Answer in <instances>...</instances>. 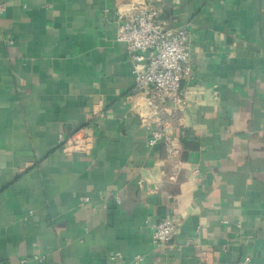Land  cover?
I'll list each match as a JSON object with an SVG mask.
<instances>
[{
	"label": "crops",
	"instance_id": "0c3cea01",
	"mask_svg": "<svg viewBox=\"0 0 264 264\" xmlns=\"http://www.w3.org/2000/svg\"><path fill=\"white\" fill-rule=\"evenodd\" d=\"M146 2L0 0V264H264V0L156 4L189 33L179 108L132 91L116 41ZM84 127L88 152L58 144Z\"/></svg>",
	"mask_w": 264,
	"mask_h": 264
},
{
	"label": "built area",
	"instance_id": "2783aa9c",
	"mask_svg": "<svg viewBox=\"0 0 264 264\" xmlns=\"http://www.w3.org/2000/svg\"><path fill=\"white\" fill-rule=\"evenodd\" d=\"M147 1L140 7L116 10V41L125 45L133 66L135 81L132 91L151 95L160 102L179 108L186 102L183 77L191 75L189 33L186 28L175 25L174 20L173 25H167L158 19L157 5L162 0ZM92 135V129L84 127L68 134H58L57 142L69 153L88 152L92 146ZM158 142L166 146L170 155L176 152L165 122L156 123L152 130L149 144ZM86 201L84 198L83 202ZM115 201L119 203L117 196ZM149 228L152 244L156 246L170 242L176 231L175 223L169 217L150 222ZM108 258L114 261L121 256L111 252ZM34 259L41 260V257L35 256ZM139 259L138 256L134 258ZM25 262L26 259H22V263Z\"/></svg>",
	"mask_w": 264,
	"mask_h": 264
}]
</instances>
